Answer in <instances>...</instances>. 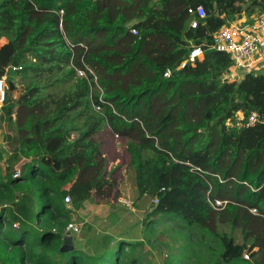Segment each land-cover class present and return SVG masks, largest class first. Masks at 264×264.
Masks as SVG:
<instances>
[{
  "label": "trees",
  "instance_id": "obj_1",
  "mask_svg": "<svg viewBox=\"0 0 264 264\" xmlns=\"http://www.w3.org/2000/svg\"><path fill=\"white\" fill-rule=\"evenodd\" d=\"M263 14L264 0H3L0 264H142L145 238L61 252L75 210L120 197L105 130L137 200H153L147 224L176 223L207 264H264V74L230 78L233 60L212 48L225 24ZM194 46L204 59L181 68ZM181 253L196 249L168 264H201Z\"/></svg>",
  "mask_w": 264,
  "mask_h": 264
},
{
  "label": "crops",
  "instance_id": "obj_2",
  "mask_svg": "<svg viewBox=\"0 0 264 264\" xmlns=\"http://www.w3.org/2000/svg\"><path fill=\"white\" fill-rule=\"evenodd\" d=\"M231 73L230 77L234 79L235 76H239L241 72L234 74L233 71H231ZM256 74H264V66L262 72ZM103 142V149L109 162V171H111L116 167L118 168L119 165H122L118 159H111L112 152H114L113 146H116V141L112 136L110 137L108 135V137L104 136ZM119 148L123 150L121 146H119ZM118 175L120 190V197L118 200H113L111 204L106 205H97L88 201L84 204L82 209L75 210L77 220L80 222L81 226L74 223L73 225L79 227V235L74 236V233L67 229V232H71L73 235L75 249L78 248L92 254L94 246H100L101 241L107 239V237L112 239L113 246L120 241H126L128 243H141L144 241V218L140 220L135 219V213L139 211L145 214V212L150 209L151 205H144L142 207L141 203L149 199L153 205V200L145 197L141 199L142 202L137 206L135 201L131 200L132 198H138V195L130 171H127L124 167L120 170ZM86 227L88 228L86 229Z\"/></svg>",
  "mask_w": 264,
  "mask_h": 264
},
{
  "label": "built area",
  "instance_id": "obj_3",
  "mask_svg": "<svg viewBox=\"0 0 264 264\" xmlns=\"http://www.w3.org/2000/svg\"><path fill=\"white\" fill-rule=\"evenodd\" d=\"M189 14L195 15L196 18L191 22L192 28L198 27V22L201 19L206 18V13L202 6L197 8H190ZM63 14V11L61 12ZM133 34L137 35V30H132ZM213 49L219 52H224L230 55L233 60V66L231 70L233 73H258L263 69L264 64V14L256 18L254 22L247 21L246 18L239 21L229 22L221 27L214 35ZM204 59V49L202 46H194L188 58L181 64V68L188 65L195 66L197 63ZM17 70L16 67L12 68ZM171 70H168L165 74L166 77H170ZM80 76H84V72H79ZM7 75L0 78V116L3 114V108L9 100V88L7 82ZM97 111L100 110L96 107ZM261 116L257 112H253L247 119L246 125L254 126L259 123ZM118 138L117 135H115ZM20 176V171L14 174V178ZM66 201L70 202L71 197L68 195ZM157 202V200L155 201ZM220 205L221 203H217ZM17 227L18 225H14ZM72 233L80 232L79 227L70 224L67 228ZM246 260H250L248 254H244ZM169 254H163L162 260L158 259V262L153 264H166L170 261Z\"/></svg>",
  "mask_w": 264,
  "mask_h": 264
},
{
  "label": "rangeland",
  "instance_id": "obj_4",
  "mask_svg": "<svg viewBox=\"0 0 264 264\" xmlns=\"http://www.w3.org/2000/svg\"><path fill=\"white\" fill-rule=\"evenodd\" d=\"M2 1L3 0H0V3ZM260 72H262V70ZM243 75H244L243 72L239 73V76H235V78L240 79L241 77H243ZM230 78H232V77H230ZM108 135L110 136L109 130H105L103 132V138H104V136H108ZM114 140L116 141V146H113L114 152H112L111 159L112 160L118 159L120 161V163L124 167H126L128 155L126 154L124 148H123V150L119 148V146L121 145V144H119L120 140L117 141L115 138H114ZM131 200L135 201L137 206L140 202H142L141 200H137V198L136 199L132 198ZM71 202H72V200L70 202L66 201V204L70 205ZM144 205H146V206L151 205L150 208H152V204H151V201L149 199H146L145 201H143L141 203L142 207ZM4 206H6V205H4ZM0 210H1V207H0ZM146 214H147V211L145 212V214H142L139 211H137L135 213V219L140 220L141 218L142 219L144 218L143 223H144V228H145V231H144L145 248H143V252H142V255H143L142 264H151L152 262L157 263L158 259L162 260L163 254H166V253L170 255V258H171L170 261L172 259H174V261L175 260L177 261L178 260L177 257L179 255V250L183 249L184 247H188V246H191L194 249H196V255L194 256L193 254L181 253L180 254L181 258H184L187 261H194L195 260L201 264H207V260H209V258H208V256L206 258L203 256L204 250H203V248L200 247L202 245H199L197 247L196 242L191 240L190 238H188L182 231H180L181 229L178 227V225L176 223H171L168 220L157 218V220H156L157 222L156 221L155 222H149L147 224V220H145ZM71 223L72 224L74 223V224L81 226V224L78 220L77 221L73 220ZM147 230H148V233H147ZM228 231L232 232L231 234H233V236L236 237L237 241H239V242L242 241L240 231H234L233 232L230 229ZM77 235H79V233H74V236H77ZM75 243H76V241H75ZM213 247H214V250L216 252L219 250L217 245H213ZM199 259H201V260H199ZM170 261H169V263H171ZM167 264H168V262H167Z\"/></svg>",
  "mask_w": 264,
  "mask_h": 264
},
{
  "label": "water",
  "instance_id": "obj_5",
  "mask_svg": "<svg viewBox=\"0 0 264 264\" xmlns=\"http://www.w3.org/2000/svg\"><path fill=\"white\" fill-rule=\"evenodd\" d=\"M75 250L73 243V235L71 232H67L64 238V245L61 248L62 253H69Z\"/></svg>",
  "mask_w": 264,
  "mask_h": 264
}]
</instances>
